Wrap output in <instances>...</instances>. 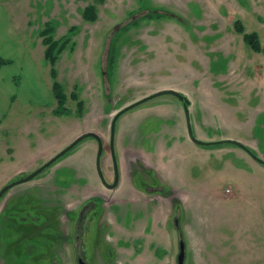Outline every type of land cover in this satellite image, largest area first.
<instances>
[{"label":"rangeland","instance_id":"rangeland-1","mask_svg":"<svg viewBox=\"0 0 264 264\" xmlns=\"http://www.w3.org/2000/svg\"><path fill=\"white\" fill-rule=\"evenodd\" d=\"M100 2L0 0V58L9 62L0 67L7 66L0 70V190L87 132L103 141L104 173L110 179L113 116L164 89L188 99L195 138L237 140L264 160V0ZM237 21L243 32L237 31ZM252 33L258 50L244 40ZM64 36L70 41L53 65L43 41ZM53 83L65 95L64 115L53 113ZM114 137L120 186L111 193L96 191L144 215L125 229L104 207L103 227L86 251L89 264H100L97 255L101 264H177L180 242L183 264H264V167L233 145L192 143L182 105L172 96L119 117ZM54 144L60 147L48 151ZM96 151L94 140L86 138L36 179L3 195L0 264H77L82 233L75 241L78 251L60 240L55 256L52 232L41 225L45 216L54 226L62 213L72 218L69 211L88 198L85 183L95 180ZM134 158L141 163L135 165ZM139 166L173 190L178 208L169 218L165 201L155 205L157 195L135 191L143 187L138 177L143 172L131 173ZM41 192L54 208L41 206ZM65 234L71 238L69 228ZM97 242L106 250L97 251Z\"/></svg>","mask_w":264,"mask_h":264},{"label":"flooded vegetation","instance_id":"flooded-vegetation-1","mask_svg":"<svg viewBox=\"0 0 264 264\" xmlns=\"http://www.w3.org/2000/svg\"><path fill=\"white\" fill-rule=\"evenodd\" d=\"M93 140L96 143L97 150H98V143L95 139H93ZM112 140H113V147L111 148V141ZM101 143H102V153H101V156L99 159V168L101 170L102 175H100L97 172V166H96L97 151H96V156L94 157L95 180L91 184L85 183V186L89 189L88 190V193H89L88 198L85 199L84 201L80 202V203H76L77 205L75 207L76 208L75 212L69 211L70 213H72V218H70V217H68V215H64L62 213L58 217V219L57 218L55 219L56 220V226H54L53 221H51V220L49 221V217L45 216L43 219L44 223L41 225V227H45L52 232L51 235H49V237H51L52 240L49 242L51 243V249H52L51 251H55V254H54L55 256H56V251H58V242L60 240H62V244L64 246H66V243L71 244V242H72L71 251H74V252L78 251L77 247L75 246V244H76L75 241H77L79 239V232L82 233V235H83L82 240H84L85 243L82 242V247L80 248V253L78 255L75 254L77 264H80V262H82L83 264H89V262L87 260V256H86V251L89 248V244L91 243L90 239L92 238L93 233L96 232L97 230H100L101 227H103V223L101 220H102L103 213H104V207H107L108 211H110L114 214L115 220H116V218H117V220H119V221H116V223H120L121 225L124 226L125 229L126 228L132 229L133 228L132 226L135 225L136 222H138L144 215V214L140 213L138 210L133 209L134 211H132L131 208L133 207V205H130L129 203L115 202L114 199L113 200H106L105 197H103V196H106L105 194L99 193L98 191H96L98 188L100 191L102 189V190H105L109 193L116 191L120 186V178H121V174H120V170H119L120 169V167H119L120 158H119V153L117 151L118 149L115 146V137L113 136V139H112L110 136L109 145H108V155L110 157L111 168H112V174H111L110 179L106 178L105 173H104L105 170H104V164H103V155H104L105 151H104V145H103L102 139H101ZM111 150H113L112 153H111ZM63 157H61L57 162L61 161ZM133 161H134L135 165H137L138 163H141V160H139L140 162H137L136 158H134ZM57 162H55V163H57ZM138 172H143V173L138 175L139 180H140L141 184L143 185V187L139 190L135 189V191H139L141 193H144L146 196L157 195L159 197V199L157 200V202H155V205H157L160 200L165 201L166 205L169 206V215L167 216V218H169L173 212V209H175L176 206L178 208V205H175V201L173 200V196L171 193L173 190L171 189L169 184L166 182H163L161 180V178H159L156 175V173H154L153 171H151L149 169H141L140 166L131 173H135L137 175ZM40 174H42V173H40ZM129 176H130V174H129ZM151 182H153L154 185L151 184ZM155 185H158L157 187H159V188L156 189L154 187ZM37 194H38L37 197L40 199V201L44 203L41 206L50 207V208L55 207V206H48V204H49L48 201L41 199V195L42 194L44 195V193L41 192V193H37ZM118 200L120 201V199H118ZM123 200H122V202H123ZM124 202H126V201H124ZM111 206L113 207L112 211L109 209ZM59 210H63V209L60 208ZM60 212L61 211H55V213L57 215H59ZM68 219H69V221L66 222ZM62 220H64V222ZM125 221L127 222V225L125 224ZM149 221H150V219H149ZM62 222L65 224L63 225ZM99 222H101V224ZM8 224H10V225L15 224V221L11 222L9 220ZM22 225L24 226L25 224H22ZM80 225L82 226L81 231L79 230ZM25 226H26V228L31 229L32 231H38L41 229V227H36L34 224H31V225L26 224ZM174 226H176V228L178 226L177 219H175ZM68 228H69L70 233H71V238L69 236H66V234H65ZM135 228L136 227H134V229ZM38 233H40V232H38ZM84 236H85L86 240H85ZM96 249H97V251H100V250L105 251L106 250V249H102V247L99 248L98 242L96 244ZM109 251H113V249L111 248V249H109ZM179 251H180V249H179ZM111 254H112V252H111ZM178 254H179V252H178ZM112 256H113V254H112ZM100 260L101 259H99L98 255H97V261L101 264ZM112 264H114V263L112 262Z\"/></svg>","mask_w":264,"mask_h":264},{"label":"water","instance_id":"water-1","mask_svg":"<svg viewBox=\"0 0 264 264\" xmlns=\"http://www.w3.org/2000/svg\"><path fill=\"white\" fill-rule=\"evenodd\" d=\"M162 96H173L175 98L178 99V101L181 103L182 105V109L184 112V116H185V122H186V130H187V135L189 140L196 144L197 146L200 147H214V146H219V145H233L239 149H241L246 155H248L254 162H256L257 164H259L260 166L264 167V160H262L261 158H259L257 155H255L247 146L243 145L241 142L237 141V140H233V139H222V140H218V141H213V142H204V141H200L197 138L194 137L193 132H192V128H191V121H190V114H189V101L188 99L181 95L180 93H178L175 90L172 89H164V90H160L157 92H154L146 97H143L142 99H139L129 105H127L126 107L122 108L121 110H119L117 113H115V115L112 118L111 124H110V136L113 139L114 136V129H115V124L116 121L119 119V117H121L122 115H124L125 113L153 100ZM86 138H93L97 141L98 143V150H97V156H96V166H97V172L101 174V170L99 168V159L102 153V143H101V139L94 133L91 132H87V133H83L81 135H79L78 137H76L73 141H71V143H69L67 145V147H65L63 150H61L60 152H58L56 155H54L52 158H50L48 161H46L42 166H40L38 169H36L34 172H32L31 174L27 175L26 177H23L17 181L8 183L5 187H3L0 190V199L2 198V196L11 188L17 186V185H21L24 183H27L29 181H32L35 177H37L40 173H42L43 171H45L47 168H49L50 166H52L55 162H57L61 157H63L65 154H67L70 150H72L76 145H78L81 141H83ZM113 147V140L111 141V148ZM113 152V150H111V153ZM112 188V187H111ZM179 254L177 257V263L178 264H183L184 262V245L183 242H180L179 245ZM80 264H83L82 262H80Z\"/></svg>","mask_w":264,"mask_h":264},{"label":"trees","instance_id":"trees-1","mask_svg":"<svg viewBox=\"0 0 264 264\" xmlns=\"http://www.w3.org/2000/svg\"><path fill=\"white\" fill-rule=\"evenodd\" d=\"M104 0H101L100 3H102ZM141 2L145 1V0H140ZM241 23L239 21H237L235 23V27L237 29V31L239 32H243V27L242 25H240ZM74 29H71V32H70V36L73 38V34L74 33ZM73 35V36H72ZM244 40L245 42H247L248 44H250L252 46V48L254 50H258L259 49V41L257 39V35L255 33H252V34H244ZM70 39L69 37H62L60 40H57V41H48L46 39H44L43 43L44 45L46 46V57L50 59V62L53 64L56 63V61L58 60V57L60 56V54L66 49L65 47L67 46V44L69 43ZM114 47V46H112ZM114 48H112L113 50ZM110 67L112 66V63H113V54L111 53V56H110ZM0 67H2L3 65H7L9 64L8 61L6 60H3L0 58ZM53 64V65H54ZM52 78L55 77L54 76V73L52 74L51 76ZM52 95L55 99V101L57 102V106L55 107L53 113L56 115H60V114H63L66 112V108L64 107V103L66 102L65 101V95L62 91V89L59 87V84L57 83H53V90H52ZM64 115V114H63Z\"/></svg>","mask_w":264,"mask_h":264},{"label":"crops","instance_id":"crops-1","mask_svg":"<svg viewBox=\"0 0 264 264\" xmlns=\"http://www.w3.org/2000/svg\"><path fill=\"white\" fill-rule=\"evenodd\" d=\"M2 57V56H1ZM3 58H5V55L3 56ZM26 67H27V74L28 75H33V73H31V71H30V65L29 64H26ZM3 68H6L7 69V66H5V67H3ZM3 68H1L0 70H3ZM33 79H35L36 80V78H34V77H32ZM36 92H38L37 90H36ZM31 94V93H30ZM28 97H30V96H28ZM10 98V97H9ZM40 98V93H37L36 95H35V101H36V106H39V105H42V102H41V99H39ZM50 103H52V105H49V106H54V104H53V101L52 100H50ZM29 106V105H28ZM35 106V107H36ZM42 107H44V106H42ZM55 109V108H54ZM54 109H53V111H54ZM57 145H59V147H60V144H57ZM56 144H54L52 147H49V148H47V150L48 151H53L54 150V148H55V146H57ZM61 148H59V150H60ZM7 175H9V173H7Z\"/></svg>","mask_w":264,"mask_h":264}]
</instances>
